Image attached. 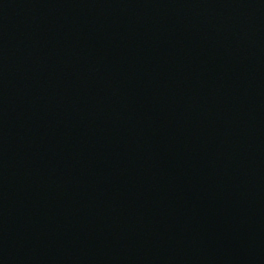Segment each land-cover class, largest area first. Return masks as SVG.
Instances as JSON below:
<instances>
[{"label":"water","instance_id":"95a60500","mask_svg":"<svg viewBox=\"0 0 264 264\" xmlns=\"http://www.w3.org/2000/svg\"><path fill=\"white\" fill-rule=\"evenodd\" d=\"M0 264H264V0H0Z\"/></svg>","mask_w":264,"mask_h":264}]
</instances>
